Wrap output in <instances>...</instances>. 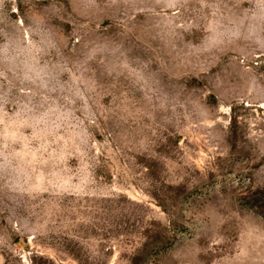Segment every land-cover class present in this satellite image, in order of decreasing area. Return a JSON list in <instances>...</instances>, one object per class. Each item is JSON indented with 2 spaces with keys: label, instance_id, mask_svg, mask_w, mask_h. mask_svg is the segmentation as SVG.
Masks as SVG:
<instances>
[{
  "label": "rangeland",
  "instance_id": "1",
  "mask_svg": "<svg viewBox=\"0 0 264 264\" xmlns=\"http://www.w3.org/2000/svg\"><path fill=\"white\" fill-rule=\"evenodd\" d=\"M0 256L264 264V0H0Z\"/></svg>",
  "mask_w": 264,
  "mask_h": 264
},
{
  "label": "crops",
  "instance_id": "2",
  "mask_svg": "<svg viewBox=\"0 0 264 264\" xmlns=\"http://www.w3.org/2000/svg\"><path fill=\"white\" fill-rule=\"evenodd\" d=\"M0 264H4V263H3V259H2L1 256H0Z\"/></svg>",
  "mask_w": 264,
  "mask_h": 264
},
{
  "label": "trees",
  "instance_id": "3",
  "mask_svg": "<svg viewBox=\"0 0 264 264\" xmlns=\"http://www.w3.org/2000/svg\"><path fill=\"white\" fill-rule=\"evenodd\" d=\"M18 241H15V243H17Z\"/></svg>",
  "mask_w": 264,
  "mask_h": 264
}]
</instances>
